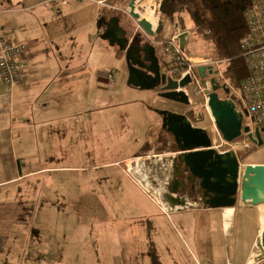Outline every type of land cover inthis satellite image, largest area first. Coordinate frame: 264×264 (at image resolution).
I'll return each mask as SVG.
<instances>
[{
    "label": "crops",
    "instance_id": "1",
    "mask_svg": "<svg viewBox=\"0 0 264 264\" xmlns=\"http://www.w3.org/2000/svg\"><path fill=\"white\" fill-rule=\"evenodd\" d=\"M7 1L10 8L0 12V35L25 44L27 48L24 80L10 92L0 82V264H57L49 248L42 254L45 259L39 260L38 255L26 248V255L21 256L23 248H12V237L13 242L22 239L24 232L32 226V221L40 216L41 207L44 210L43 217L52 213L49 208L53 205L51 192L55 188L52 180L58 168L53 164L55 149L58 147L67 155L70 152L74 155L83 152L81 140L86 130L85 114L94 108L101 110L104 104L109 108L107 101L97 102L94 98L92 107L86 109L87 99L82 95L83 92L94 90L99 92L98 97L101 98L103 91H112L117 81L115 76V80L110 81L106 73L115 69L116 75V67L124 62L125 57L124 54L118 56L119 48L116 45H111L112 48L105 51L97 48L104 40L94 36V32L98 29L97 21L105 6H119L124 10L130 0L127 5H123L125 0H103V3L102 0H71L54 7L48 4L49 0ZM186 21L187 25L191 23L189 19ZM167 22L172 31L168 34L169 28L162 35V28L161 35L157 37L162 44H156V49L163 54L166 40L178 33L179 43L187 51L188 35L183 43L184 34H180V28L176 30L177 20L168 19ZM160 58L162 62V55ZM163 68L168 73L174 72L173 66L168 64L163 65ZM155 90L160 91L159 88ZM131 93L134 97L144 96L139 92L138 95ZM168 100L181 105L184 110L179 113L198 108L194 106V99L190 104ZM178 104L169 109L174 110ZM157 119L156 124L161 126V131L158 132V138L155 137L156 141L147 142L150 148L173 141L172 136L162 129V117ZM72 137H76L78 146L70 149ZM168 157L161 163L148 164L142 169L143 173L154 178L158 174H162V178L168 177L167 173L169 170L172 172L173 166V157ZM243 157L241 161L246 164L264 163L261 159L248 162ZM166 189L165 185L160 184V199L164 205H167L163 196ZM109 200L112 203L113 200ZM190 200L191 205L185 208L171 210L168 206L170 210L167 211L162 206V210L157 208L186 248H231L227 241H217L213 234L216 223L223 237H227V234L237 239L233 248H241L232 261L227 259L228 264H253L257 259L264 260V249L254 250L264 228L263 204L256 206L238 199L232 207L210 208L199 200ZM97 201L99 204L102 202L101 199ZM142 217L144 222L145 217L151 215ZM142 229L149 234L145 224ZM249 234L252 236L251 241ZM66 251L73 252L70 248H66ZM81 252H84V248H79L78 254Z\"/></svg>",
    "mask_w": 264,
    "mask_h": 264
},
{
    "label": "rangeland",
    "instance_id": "2",
    "mask_svg": "<svg viewBox=\"0 0 264 264\" xmlns=\"http://www.w3.org/2000/svg\"><path fill=\"white\" fill-rule=\"evenodd\" d=\"M128 2L129 0H125L123 5H127ZM161 2L162 0H138L136 6L141 17L147 19L149 17L146 12L149 11L148 9H153L157 19L152 23L156 26L158 18L163 19L165 25L162 35H165V30L170 28L168 32L170 34L172 27H168L170 23H166L167 16L160 11ZM127 7L122 10L119 6H113V8L105 6L104 11L109 14L105 17L108 19L112 16H119L121 25L127 30L129 38L135 31H138V34L144 36L145 42H151L156 46L158 35H147L137 20L130 16ZM186 29H181L180 34L188 32L186 48L188 57L197 62L200 57L216 55L211 43L201 38L196 32L193 33L191 23ZM97 48L105 51L111 49L112 46L104 40L97 45ZM157 52L158 56H164V60L174 58L173 55L161 54L159 50ZM216 58H218L217 55ZM168 65L174 68L177 63L175 61ZM226 65V61L219 60L214 68L224 71ZM128 76L129 68L124 59V62L116 67L117 83L112 91H103L101 98L98 97V91L83 92L82 96L87 99L86 109L92 107L91 102L94 98L97 102L107 101L110 104L109 108L104 104L101 110L94 108L85 114L86 130L81 140L83 152L78 155L70 152L67 155L58 147L55 149L53 164L58 168L55 169L52 180V185L55 186L51 192L53 205L49 206L52 213L43 217L44 210L41 207L40 216L38 215L32 221V226L24 232L22 239L13 242L12 237V248H23V254L19 252L21 256L26 255L24 249L26 248L34 255H38L39 260L46 258L42 257V254L46 248H49L50 251H48L54 253V260L57 264H153L150 245L154 243L153 246L157 247L163 264H228L227 259L232 261L241 249L233 248L237 242L235 237L231 235L228 237L227 234V237H223V232L215 223L213 234L217 241L221 243L227 241L231 248H186L166 217L159 213L158 209L162 210L160 202L152 194L150 195L147 188L138 181L139 175L128 170V162L133 154L135 155L132 159L144 157L147 154L153 156L172 149L174 151L173 141L167 144L159 143L155 148L151 147V150L141 152V149H144L147 142L156 141L158 132L161 131V126L156 124L160 115L155 110L173 108L178 104L159 96V92L155 89H139L129 85ZM106 77L108 78V73ZM216 81L222 86L226 84L230 90H238L240 86L235 87L230 80L225 78L224 74L222 76L216 74ZM194 87L195 84L189 88V91L191 92ZM216 91L221 98L228 97L224 90L217 89ZM131 92L136 95L139 92L144 96L134 97ZM191 94L194 106L198 108L195 110L189 108L186 113L194 126L202 125L200 127L206 128L218 149L228 147L222 143V135L206 104L204 93L196 96L192 92ZM235 96L238 100L237 94ZM130 98L137 100L128 101L127 99ZM180 106L178 104L174 108L175 112L179 113L184 110ZM75 139L76 137H72L69 144L70 149L77 148L78 144ZM243 159L248 162L255 159L264 160V143L246 153ZM146 165L143 164L141 169ZM110 198L113 200L112 203L109 202ZM98 199L102 200L101 204L98 203ZM145 214L151 217H145L143 222L142 216ZM165 214L170 216L171 213ZM143 224L149 234L143 231ZM249 237L251 241V234ZM187 239H189L188 236ZM66 248H70L73 252L66 251ZM79 248H84V252L78 254ZM258 248L256 243L254 250ZM258 261L259 259L253 264Z\"/></svg>",
    "mask_w": 264,
    "mask_h": 264
},
{
    "label": "water",
    "instance_id": "3",
    "mask_svg": "<svg viewBox=\"0 0 264 264\" xmlns=\"http://www.w3.org/2000/svg\"><path fill=\"white\" fill-rule=\"evenodd\" d=\"M137 1L129 2L130 16L137 20L147 35L157 36L163 28L164 20L154 26L150 20L141 17ZM97 26L100 28V38L112 46H118L124 53L129 68V85L140 89L159 88L158 94L163 98L191 103L184 91V87L189 86L191 81L190 75L178 80L173 73L164 70L154 44L140 37L137 41L130 39L119 16L108 19L100 16ZM183 38L184 43L187 34L184 33ZM205 70L206 66H198L201 76H205ZM219 88V82L213 78V91L209 94L207 105L224 140L231 142L242 135L243 114L238 111L232 99L218 95L216 90ZM223 88L226 93L229 92V88ZM155 111L162 117V129L172 136L174 151L177 153L173 157L174 178L164 194V200L170 208L188 207L191 205L190 199L199 200L210 208L232 207L238 199L243 203L264 205V163H247L244 169H240L239 158L252 151L253 146L243 147L237 143L239 154L235 150L220 152L213 147L207 129L194 126L186 112L178 113L170 109ZM244 129L247 131L249 127L245 126ZM255 132L257 139L252 134L249 137L260 146L264 141L258 128ZM257 245L264 249V228ZM256 264H264V260L259 259Z\"/></svg>",
    "mask_w": 264,
    "mask_h": 264
},
{
    "label": "built area",
    "instance_id": "4",
    "mask_svg": "<svg viewBox=\"0 0 264 264\" xmlns=\"http://www.w3.org/2000/svg\"><path fill=\"white\" fill-rule=\"evenodd\" d=\"M70 1L71 0H49L48 4L54 7L59 4H67ZM101 2L103 3V0ZM9 8L7 0H0V12L8 10ZM245 18L247 22V31L242 37L240 43L248 74L242 80L238 90H230L229 88V92L225 93L228 96L226 98L232 99L235 102L238 111L243 114L242 135L236 140L228 142L224 140L223 135L221 134L222 143L228 145V147L222 150L214 145L212 139L213 147L220 152L235 150L238 154L240 151L236 150L237 143L243 147L253 146L257 148L259 146L257 142L249 137V135L252 134L253 138L257 139L255 132L256 128L259 129L264 141V0H252L251 6L245 11ZM176 25V30H178V24ZM99 33L100 28L94 32V36H99ZM184 33L188 35V32ZM179 40V34H176L169 38L164 44L165 54L170 56L173 55L177 63L173 68L174 75L178 80L190 75L191 81L189 86L184 87V91L188 94L191 103L193 100L191 92L194 93L195 96L204 93L208 103L209 94L213 91V78L216 79V74L219 76H222L223 74L222 71L215 70L214 68L219 60L216 58V55L211 54L210 56L200 57L199 61L194 62L192 58L187 56L186 50L180 45ZM155 44H162V41L159 42L156 40ZM26 48L27 46L25 44L14 42L10 38L0 35V82L5 85L8 92L12 91L13 88L20 84L25 78L24 69L26 66ZM201 65L206 66L205 76H201L197 70L198 66ZM210 70H213V73H210ZM114 76L115 69H112L108 72L109 80L113 82L115 80ZM194 84L195 87L190 92L189 88H192ZM226 86V84L223 86L220 84L219 89L224 90L223 87ZM236 94L238 100L235 98ZM245 126H248L249 130L245 131ZM175 154H177L175 151H163L162 153L154 154L153 156L147 154L144 157H136L128 162V170L139 175L137 178L138 181L147 188L150 195L152 194L154 198L162 204L161 206L165 208L166 211L170 209H168V205H164L165 203L163 202V204L161 202L160 198H162V193L160 191V184L165 185L168 189L172 172L167 170L168 177L166 178L160 177L159 174L158 177L156 176L154 178L153 175H145L142 172L141 166L143 164L148 165L152 162L161 163L164 158H170L168 157L169 155L174 157ZM241 159L242 158H239L240 169L242 170L246 166V163H243ZM162 181H164V183H162ZM167 189L164 191L163 196ZM154 198L152 197V199Z\"/></svg>",
    "mask_w": 264,
    "mask_h": 264
},
{
    "label": "trees",
    "instance_id": "5",
    "mask_svg": "<svg viewBox=\"0 0 264 264\" xmlns=\"http://www.w3.org/2000/svg\"><path fill=\"white\" fill-rule=\"evenodd\" d=\"M251 4L252 0H162L161 12L167 19L174 22L177 20L178 27L183 30H187L186 20L189 19L193 33L196 32L211 43L218 59L226 61L223 74L238 87L248 74L240 42L247 31L245 11ZM106 12L103 9L100 16H108ZM117 54L121 57L123 52L117 49ZM163 60L161 62L160 58L162 66L176 61L175 58ZM148 149L150 147L147 144L141 152ZM150 248L153 264H162L156 247L151 245Z\"/></svg>",
    "mask_w": 264,
    "mask_h": 264
},
{
    "label": "flooded vegetation",
    "instance_id": "6",
    "mask_svg": "<svg viewBox=\"0 0 264 264\" xmlns=\"http://www.w3.org/2000/svg\"><path fill=\"white\" fill-rule=\"evenodd\" d=\"M126 31H127V30H126ZM138 33H139L138 31H135V32L133 33V35H131L132 37H130V39H132V40H136V41H137V39L140 37V38H142V40H144V36H143L142 34H138ZM127 36H128V35H127ZM172 162H173V161H172ZM171 170H172V178L170 179L171 181H170V183H169V185H168V189L170 188V184H171L172 179L174 178V174H175L174 162H173V166H172ZM160 175H162V174H160ZM179 190H181V187L179 188Z\"/></svg>",
    "mask_w": 264,
    "mask_h": 264
},
{
    "label": "bare ground",
    "instance_id": "7",
    "mask_svg": "<svg viewBox=\"0 0 264 264\" xmlns=\"http://www.w3.org/2000/svg\"><path fill=\"white\" fill-rule=\"evenodd\" d=\"M149 11H147L146 12V15L149 17V19L148 20H150L151 22H153L154 20H156L157 19V15L155 16V12H154V10L153 9H148ZM161 11V10H160ZM159 19V21L160 20H163V19H161V18H158ZM159 21H158V23H159ZM146 174V173H145Z\"/></svg>",
    "mask_w": 264,
    "mask_h": 264
}]
</instances>
